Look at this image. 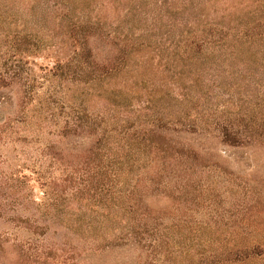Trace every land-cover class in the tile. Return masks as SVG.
<instances>
[{
    "label": "trees",
    "instance_id": "16d2710c",
    "mask_svg": "<svg viewBox=\"0 0 264 264\" xmlns=\"http://www.w3.org/2000/svg\"><path fill=\"white\" fill-rule=\"evenodd\" d=\"M78 2L84 3L83 0H0V99L3 100L0 138L8 137L14 145L27 140L24 132L31 125L30 106L39 79L36 64L30 61L39 49L36 36L17 23L23 17H34L40 22L37 10L43 21H51L57 18L61 6L72 13ZM114 2L121 5L127 2L135 12L140 11L137 0H104V9H112ZM216 2L169 0L174 19V50L191 63L197 59L210 61L208 69L213 73L216 70L210 64L236 56L235 48L244 52L261 45L259 49L264 53V0L260 1L257 13L236 18L231 8L217 10ZM180 28L182 31L178 32ZM65 34L72 44V53L65 61H58L55 68L59 72L67 71L68 76H114L132 52L128 34L120 31L119 24L112 21L101 24L84 13L68 20ZM100 41L104 43L102 51H98ZM209 86L206 83L205 90ZM203 96L204 108L187 116L189 128H183L181 116L168 122L173 125L171 134L160 130L159 119L147 125L132 119L122 125L119 133L122 136L117 138L108 127L101 133V125L88 112L71 109L58 123L54 140L45 146V154L40 153L41 158L32 162L33 166L19 164L20 160L12 166L4 186L13 221L43 234L52 227L48 222L58 219L60 228L70 223L81 231L78 237L81 241L84 227L89 228L88 223H82L88 212H106L110 220L120 215V223L112 236L105 239L108 240L105 247L78 248L72 264H166L171 256L168 233L149 220L154 211L152 199H169L166 188L174 173H178L176 179L182 182L185 174L194 176L199 169L217 164L214 161L219 146L264 157V113L246 118L227 111L225 119L220 120L218 107L208 103L209 95ZM189 101L197 103L193 95ZM178 126L181 128L177 129ZM130 129L135 130L126 133ZM48 158L50 163L45 166ZM33 183L38 186L39 197ZM25 245L23 241H9L0 236V251L7 259L31 264H49L50 259V264H57L55 250L52 256L51 251L46 254L40 248L26 252ZM118 252L122 253L119 260ZM104 255L113 259L105 260ZM263 255L264 249L259 245L210 250L201 253L194 264L221 261L237 264Z\"/></svg>",
    "mask_w": 264,
    "mask_h": 264
},
{
    "label": "rangeland",
    "instance_id": "374dc122",
    "mask_svg": "<svg viewBox=\"0 0 264 264\" xmlns=\"http://www.w3.org/2000/svg\"><path fill=\"white\" fill-rule=\"evenodd\" d=\"M83 1V4H75L77 8L72 13L61 6L57 18L51 21H43L37 10L40 22L34 17H23L17 23L36 36L39 49L30 61L36 64L39 79L30 106L31 125L24 132L27 140L14 145L8 137L0 138V236L27 243L26 252L40 248L46 254L51 251L52 256L55 250L57 264H72L78 248L105 247L108 241L105 239L117 229L120 215L110 220L106 212H88L82 223H88L89 228L84 227L81 241H78L81 231L71 227L70 223L60 228L58 219L48 222L52 226L50 230L36 234L34 228L13 221L4 185L15 161L20 160L22 163L19 164L31 167L32 162L41 158L40 153L45 154V146L54 140L58 123L71 109L88 112L101 125V133L108 127L109 131L114 130L112 133L117 138L122 136L119 135L122 125L132 119L146 125L159 119L160 130L171 134L173 125L168 122L181 116L183 128H189L187 116L204 108V94L211 99L208 103L218 107L217 118L220 120L225 119L228 112L246 118L264 113V53L259 49L261 45H254L244 52L235 48L236 56L210 64L216 70L213 73L208 69L210 61L205 63L197 59L191 63L174 50V19L169 0H137L140 11L136 12L127 2L123 5L114 2L112 9L106 10L104 0ZM260 1L217 0L216 6L217 10L231 8L236 13L234 18L243 14L247 17L258 12ZM160 6L162 9H158ZM83 13L101 24L117 23L120 31L128 34L132 52L118 74L86 78L84 75L68 76L66 70H56L57 62L68 59L73 49L65 34V25L71 17ZM103 49L104 43L100 41L98 51ZM206 83L210 84L208 90L204 88ZM190 95L197 103L189 101ZM134 130L126 133L131 134ZM217 156L214 161L217 164L199 169L194 176L185 174L182 182L176 179L178 173H174L166 188L170 194L168 200L152 199L154 211L149 221L157 223L170 239L171 256L166 264H194L201 253L210 250L257 245L264 249V157L259 153L249 156L244 150L224 146L217 148ZM49 163L48 158L45 166ZM32 185L39 197L37 184ZM120 256L122 253L118 252L116 258L119 260ZM103 259L113 257L104 255ZM48 262L50 264L51 260ZM0 264L31 263L7 259L0 251ZM218 264L231 263L221 261ZM237 264H264V255Z\"/></svg>",
    "mask_w": 264,
    "mask_h": 264
}]
</instances>
